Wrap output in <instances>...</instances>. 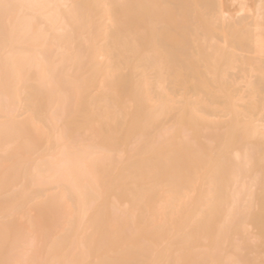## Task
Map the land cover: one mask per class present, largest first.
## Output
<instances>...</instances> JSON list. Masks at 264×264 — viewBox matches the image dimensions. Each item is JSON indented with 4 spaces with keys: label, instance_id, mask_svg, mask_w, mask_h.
Wrapping results in <instances>:
<instances>
[{
    "label": "bare ground",
    "instance_id": "obj_1",
    "mask_svg": "<svg viewBox=\"0 0 264 264\" xmlns=\"http://www.w3.org/2000/svg\"><path fill=\"white\" fill-rule=\"evenodd\" d=\"M9 2L0 260L264 264L261 0Z\"/></svg>",
    "mask_w": 264,
    "mask_h": 264
},
{
    "label": "snow or ice",
    "instance_id": "obj_2",
    "mask_svg": "<svg viewBox=\"0 0 264 264\" xmlns=\"http://www.w3.org/2000/svg\"><path fill=\"white\" fill-rule=\"evenodd\" d=\"M34 7H40V5L18 4V3L9 2V0H0V14H2L4 19L8 21V23L5 25L4 28L5 36L9 34V31L11 29V18L15 10L24 9V8H34ZM258 9H259L260 20L262 23H264V0H261ZM12 31L14 32V30ZM0 264H34V262L22 261V260H0ZM43 264H47V262H43ZM60 264H63V262H60ZM95 264H107V262L96 261ZM231 264H239V262L232 261Z\"/></svg>",
    "mask_w": 264,
    "mask_h": 264
},
{
    "label": "rangeland",
    "instance_id": "obj_3",
    "mask_svg": "<svg viewBox=\"0 0 264 264\" xmlns=\"http://www.w3.org/2000/svg\"><path fill=\"white\" fill-rule=\"evenodd\" d=\"M239 33H240V32H239ZM239 33H237V36H238ZM232 34H233V33H232ZM235 34H236V33H235ZM233 37H236V36L233 34Z\"/></svg>",
    "mask_w": 264,
    "mask_h": 264
}]
</instances>
